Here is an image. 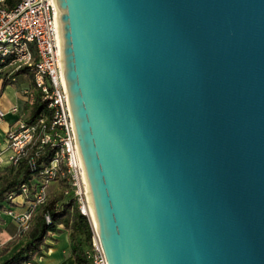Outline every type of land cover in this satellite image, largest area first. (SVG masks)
<instances>
[{
  "label": "water",
  "instance_id": "water-1",
  "mask_svg": "<svg viewBox=\"0 0 264 264\" xmlns=\"http://www.w3.org/2000/svg\"><path fill=\"white\" fill-rule=\"evenodd\" d=\"M108 264H264V0H56Z\"/></svg>",
  "mask_w": 264,
  "mask_h": 264
},
{
  "label": "built area",
  "instance_id": "built-area-1",
  "mask_svg": "<svg viewBox=\"0 0 264 264\" xmlns=\"http://www.w3.org/2000/svg\"><path fill=\"white\" fill-rule=\"evenodd\" d=\"M0 65L14 72L27 68L35 73L42 101L52 119L46 123L42 117L31 125L21 118L18 107L12 108L10 114L19 118L6 135V150L11 153L8 167L18 166L33 151L37 156L47 147L53 151L48 165L39 168L36 162L31 163L34 181L9 194L10 205L3 212L18 235L27 232L36 211L49 200V185L64 181L65 195L72 196L82 215L90 219L92 241L85 252L87 260L90 264H108L90 215L89 187L64 79L63 39L56 0H20L13 8L7 7L6 0H0ZM8 114L0 107V123ZM45 220L52 223L49 213Z\"/></svg>",
  "mask_w": 264,
  "mask_h": 264
},
{
  "label": "trees",
  "instance_id": "trees-1",
  "mask_svg": "<svg viewBox=\"0 0 264 264\" xmlns=\"http://www.w3.org/2000/svg\"><path fill=\"white\" fill-rule=\"evenodd\" d=\"M19 2L20 0H6V5L8 8H13ZM5 69L4 65H0V96L14 79L22 75L27 76L30 97L24 107L25 113H28L24 120L32 125L44 117L46 123H50L52 120L51 112L42 101L41 92L36 84L35 73L27 68H22L17 72L12 69L5 71ZM52 154L53 151L50 147H47L40 156H37L33 151L18 166H10L0 171V213L10 205L9 194L18 192L25 185L30 186L34 181L31 163L36 162L41 168L50 163ZM59 187L60 192L50 194L47 204L36 211L27 232L18 235L15 227V237L0 250V258H5L1 264H37V260L44 256L47 240L51 235L58 234L62 226L69 231L71 249L76 264H90L85 254L92 241L90 219L82 215L76 200L72 196L65 195L66 183L64 181L59 182ZM5 203L8 204L7 207L4 206ZM47 213L51 215V224L45 220Z\"/></svg>",
  "mask_w": 264,
  "mask_h": 264
},
{
  "label": "crops",
  "instance_id": "crops-1",
  "mask_svg": "<svg viewBox=\"0 0 264 264\" xmlns=\"http://www.w3.org/2000/svg\"><path fill=\"white\" fill-rule=\"evenodd\" d=\"M16 79L13 80L14 83L12 82L0 96V107L4 109L5 112L9 113L6 119L0 123V160L3 161V164L0 165V171L8 167V161L11 155V153L6 150V135L8 131L16 125L19 118V116L10 114V111L12 108L18 107L21 112V118L24 119V117L28 115V113H25L24 107L29 101L30 91H21L15 84ZM0 221H2V223H0V230L4 231V234L10 233L8 235L13 239L16 232L15 225L10 219L5 220L1 218ZM46 245L47 248L44 251V256L37 260V264H76L71 249L69 231L63 226L60 227V232L58 234L50 236ZM4 260L5 258H0V264Z\"/></svg>",
  "mask_w": 264,
  "mask_h": 264
},
{
  "label": "rangeland",
  "instance_id": "rangeland-1",
  "mask_svg": "<svg viewBox=\"0 0 264 264\" xmlns=\"http://www.w3.org/2000/svg\"><path fill=\"white\" fill-rule=\"evenodd\" d=\"M9 68H6L5 71H7ZM14 83V82H13ZM16 86H18L21 91H30L29 90V83H28V77L25 75L20 76L19 78L16 79L15 82ZM48 192L50 194H55V193H59L60 192V187H59V183L58 182H53L49 185V189ZM5 207L8 206V204H4ZM1 218L3 219H9L7 217V215L5 214V212H1ZM0 223H2V221H0ZM10 234V233H8ZM8 234H4V231L0 230V250L8 243L12 240V238L10 237V235ZM13 236V235H11Z\"/></svg>",
  "mask_w": 264,
  "mask_h": 264
},
{
  "label": "bare ground",
  "instance_id": "bare-ground-1",
  "mask_svg": "<svg viewBox=\"0 0 264 264\" xmlns=\"http://www.w3.org/2000/svg\"><path fill=\"white\" fill-rule=\"evenodd\" d=\"M87 184H88V181H87ZM88 187H89V184H88ZM88 190H89L88 199H89V204H90V215H91L93 223L95 224V226H97V222H96V218H95V214H94V210H93V205H92V198H91L90 189H88Z\"/></svg>",
  "mask_w": 264,
  "mask_h": 264
}]
</instances>
